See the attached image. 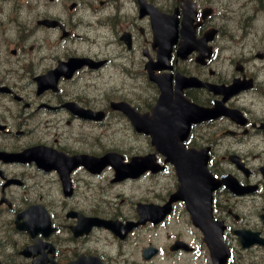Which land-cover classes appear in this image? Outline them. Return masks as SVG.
I'll return each instance as SVG.
<instances>
[{"label":"flooded vegetation","instance_id":"af4514ba","mask_svg":"<svg viewBox=\"0 0 264 264\" xmlns=\"http://www.w3.org/2000/svg\"><path fill=\"white\" fill-rule=\"evenodd\" d=\"M256 2L0 0V264H264Z\"/></svg>","mask_w":264,"mask_h":264},{"label":"rangeland","instance_id":"374dc122","mask_svg":"<svg viewBox=\"0 0 264 264\" xmlns=\"http://www.w3.org/2000/svg\"><path fill=\"white\" fill-rule=\"evenodd\" d=\"M229 1L232 3V8L234 10H238L239 9L238 5L235 4L236 0H229ZM243 1L249 3L248 0H243ZM251 5L254 6V3H251ZM263 6H264V1H263Z\"/></svg>","mask_w":264,"mask_h":264},{"label":"water","instance_id":"95a60500","mask_svg":"<svg viewBox=\"0 0 264 264\" xmlns=\"http://www.w3.org/2000/svg\"><path fill=\"white\" fill-rule=\"evenodd\" d=\"M158 146L160 147L161 144H158ZM149 212H150V209H142V217L143 218H149L148 217Z\"/></svg>","mask_w":264,"mask_h":264}]
</instances>
